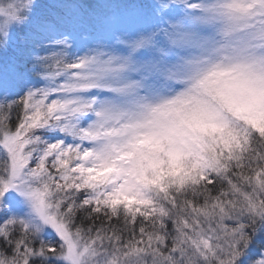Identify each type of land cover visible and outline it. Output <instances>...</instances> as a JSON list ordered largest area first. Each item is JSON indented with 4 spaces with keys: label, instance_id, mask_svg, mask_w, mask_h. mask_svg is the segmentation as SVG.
I'll return each mask as SVG.
<instances>
[{
    "label": "snow or ice",
    "instance_id": "snow-or-ice-1",
    "mask_svg": "<svg viewBox=\"0 0 264 264\" xmlns=\"http://www.w3.org/2000/svg\"><path fill=\"white\" fill-rule=\"evenodd\" d=\"M0 264H264V0H0Z\"/></svg>",
    "mask_w": 264,
    "mask_h": 264
}]
</instances>
